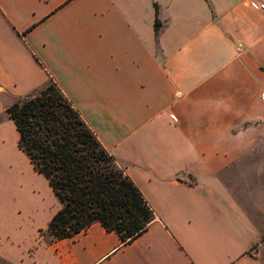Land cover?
Masks as SVG:
<instances>
[{
    "label": "crops",
    "instance_id": "1",
    "mask_svg": "<svg viewBox=\"0 0 264 264\" xmlns=\"http://www.w3.org/2000/svg\"><path fill=\"white\" fill-rule=\"evenodd\" d=\"M248 2L0 0L3 108L54 80L155 214L127 244L99 223L54 240L60 205L33 176L0 190V264H264L248 185L264 176V13Z\"/></svg>",
    "mask_w": 264,
    "mask_h": 264
},
{
    "label": "trees",
    "instance_id": "2",
    "mask_svg": "<svg viewBox=\"0 0 264 264\" xmlns=\"http://www.w3.org/2000/svg\"><path fill=\"white\" fill-rule=\"evenodd\" d=\"M5 113L17 133V148L60 205L46 228L52 239L72 238L99 223L127 244L155 219L147 200L54 80L13 101Z\"/></svg>",
    "mask_w": 264,
    "mask_h": 264
},
{
    "label": "rangeland",
    "instance_id": "3",
    "mask_svg": "<svg viewBox=\"0 0 264 264\" xmlns=\"http://www.w3.org/2000/svg\"><path fill=\"white\" fill-rule=\"evenodd\" d=\"M6 101H11L10 97L2 96L0 100V190L16 192L30 188L33 176L38 178L41 184L44 178L33 172L28 159L16 146L17 134L14 125L3 108ZM259 156L264 158V152ZM261 184L264 190V176L257 178L249 174V188L260 189ZM253 194L254 200L264 205V192L259 193L258 197H255V193Z\"/></svg>",
    "mask_w": 264,
    "mask_h": 264
},
{
    "label": "built area",
    "instance_id": "4",
    "mask_svg": "<svg viewBox=\"0 0 264 264\" xmlns=\"http://www.w3.org/2000/svg\"><path fill=\"white\" fill-rule=\"evenodd\" d=\"M248 4L251 9L264 13V0H249ZM261 98L264 99V92L261 94ZM173 120H175V118H173Z\"/></svg>",
    "mask_w": 264,
    "mask_h": 264
}]
</instances>
